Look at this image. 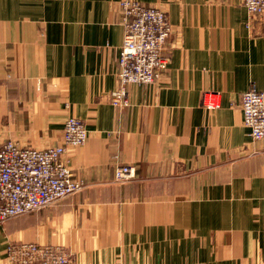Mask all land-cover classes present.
Masks as SVG:
<instances>
[{
	"label": "crops",
	"instance_id": "1",
	"mask_svg": "<svg viewBox=\"0 0 264 264\" xmlns=\"http://www.w3.org/2000/svg\"><path fill=\"white\" fill-rule=\"evenodd\" d=\"M122 0H0V147L62 143L70 116L87 142L65 159L83 188L0 227L9 241L59 245L75 264H264V143L242 93L264 91V13L242 0H134L171 23L168 67L113 107ZM221 107L206 109L203 93ZM135 178L114 182L116 167Z\"/></svg>",
	"mask_w": 264,
	"mask_h": 264
},
{
	"label": "built area",
	"instance_id": "2",
	"mask_svg": "<svg viewBox=\"0 0 264 264\" xmlns=\"http://www.w3.org/2000/svg\"><path fill=\"white\" fill-rule=\"evenodd\" d=\"M248 19L264 13V0H242ZM124 29L118 57V86L108 94L109 103L123 109L130 105L129 85L155 84L168 67L165 46L172 34L164 11L146 7L134 0H122ZM219 93L205 92L206 109L220 108ZM242 121L254 141L264 143V91L248 90L240 96ZM89 132L85 123L66 119L62 143L44 149L6 142L0 147V224L26 213L38 211L78 193L83 184L75 178L65 159L69 148L83 146ZM135 178L134 167L117 166L114 182L123 184ZM10 246V245H9ZM14 264H72L60 246L16 243L8 249Z\"/></svg>",
	"mask_w": 264,
	"mask_h": 264
},
{
	"label": "rangeland",
	"instance_id": "3",
	"mask_svg": "<svg viewBox=\"0 0 264 264\" xmlns=\"http://www.w3.org/2000/svg\"><path fill=\"white\" fill-rule=\"evenodd\" d=\"M119 66V65H118ZM133 85V84H132ZM204 94V93H203ZM218 100L220 101V104H221V97H218ZM239 107H240V105H239ZM244 125V124H243ZM245 127V126H244ZM117 168V167H116ZM26 214H28V213H26ZM26 214H24V215H26ZM21 216H23V215H21ZM18 217H20V216H18ZM18 217H15V218H18ZM15 218H11V219H9V220H7V221H5V222H3L2 224H0V227L1 226H5L6 224H8L9 222H11V220H13V219H15ZM22 243V241H9L7 244H6V250H5V261H6V263L7 264H14V262L16 261V259H14L12 256H11V254H8L9 253V251H8V249H9V247L10 246H12V245H14V244H16V243ZM25 243H34V242H25ZM39 244V243H38ZM10 245V246H9ZM40 245H43V246H46V245H51V244H40ZM51 246H59V245H51ZM60 247H62L64 250H66L67 252H68V254H69V256H70V258H71V263L72 264H75V257H74V254L70 251V250H68L67 248H65V247H63V246H60Z\"/></svg>",
	"mask_w": 264,
	"mask_h": 264
}]
</instances>
